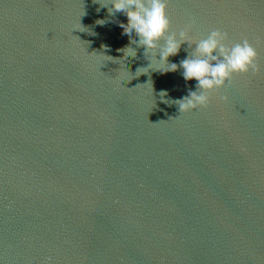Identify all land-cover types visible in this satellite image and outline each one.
Wrapping results in <instances>:
<instances>
[{
	"label": "water",
	"instance_id": "95a60500",
	"mask_svg": "<svg viewBox=\"0 0 264 264\" xmlns=\"http://www.w3.org/2000/svg\"><path fill=\"white\" fill-rule=\"evenodd\" d=\"M166 11L193 40L248 39L260 71L180 113L159 92L195 80L139 74L126 17L97 0H0V264H264V0Z\"/></svg>",
	"mask_w": 264,
	"mask_h": 264
},
{
	"label": "clouds",
	"instance_id": "9594fccd",
	"mask_svg": "<svg viewBox=\"0 0 264 264\" xmlns=\"http://www.w3.org/2000/svg\"><path fill=\"white\" fill-rule=\"evenodd\" d=\"M97 2L108 7L113 17H126L131 22V27H116L124 31L126 40L144 48L143 54L149 63L146 67L137 69L139 74L148 72L149 68L164 74L175 72L179 67L183 70L181 75L185 82L195 80L194 90L190 88L187 94L180 98H168L166 89L159 92L161 101L177 105L180 113L206 106L210 93L224 87L234 74L260 71L256 48L248 39L229 45L226 43L227 32L218 28L212 29L206 37L197 40L192 39L187 27L179 31L171 30L166 11L168 0H110L111 7L109 0ZM96 23L104 25L106 21L98 19ZM183 42H187L191 51L179 63L170 62L168 58L180 51ZM192 45L195 47L192 48ZM123 51L127 53L129 60L136 56V47ZM220 99L227 100V97Z\"/></svg>",
	"mask_w": 264,
	"mask_h": 264
},
{
	"label": "snow or ice",
	"instance_id": "6c2138e0",
	"mask_svg": "<svg viewBox=\"0 0 264 264\" xmlns=\"http://www.w3.org/2000/svg\"><path fill=\"white\" fill-rule=\"evenodd\" d=\"M258 54V53H257Z\"/></svg>",
	"mask_w": 264,
	"mask_h": 264
}]
</instances>
